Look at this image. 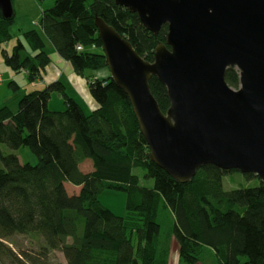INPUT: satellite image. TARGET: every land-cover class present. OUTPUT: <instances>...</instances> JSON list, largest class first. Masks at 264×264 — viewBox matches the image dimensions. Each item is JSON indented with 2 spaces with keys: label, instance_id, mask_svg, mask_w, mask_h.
I'll return each mask as SVG.
<instances>
[{
  "label": "trees",
  "instance_id": "trees-1",
  "mask_svg": "<svg viewBox=\"0 0 264 264\" xmlns=\"http://www.w3.org/2000/svg\"><path fill=\"white\" fill-rule=\"evenodd\" d=\"M96 17L149 62L166 38L167 25L154 35L114 0H53L42 11L41 32L22 31L10 51L5 43L12 38L14 16L5 19L0 11L4 64L35 81L50 63L49 43L76 74L107 68ZM225 80L237 88L238 70L228 68ZM8 85L16 108L0 105V144L12 151L28 148L36 163L0 149V264H168L173 238L177 264H197L205 247L218 264H264V184L258 177L243 174L255 176L258 185L227 191L222 178L237 170L208 164L186 183L174 180L150 160L128 97L110 77L90 80L97 108L88 113L60 81L24 94L14 80ZM149 85L165 113V86L156 77ZM53 93L62 97L64 109H49ZM83 160L91 161V171L80 169ZM137 168L153 180L152 187L140 183ZM67 184L74 190L69 192ZM105 190L125 193V215L100 203ZM161 209L172 215L166 230L159 221ZM15 235L40 240L38 249L13 250L9 244ZM54 251L62 253L64 263L54 260Z\"/></svg>",
  "mask_w": 264,
  "mask_h": 264
},
{
  "label": "water",
  "instance_id": "water-1",
  "mask_svg": "<svg viewBox=\"0 0 264 264\" xmlns=\"http://www.w3.org/2000/svg\"><path fill=\"white\" fill-rule=\"evenodd\" d=\"M164 42L146 61L113 27L94 20L110 78L128 97L150 160L180 183L204 165L264 184V0H114ZM12 19V0H0ZM238 70L239 85L225 80ZM156 77L169 107L150 90Z\"/></svg>",
  "mask_w": 264,
  "mask_h": 264
},
{
  "label": "rangeland",
  "instance_id": "rangeland-1",
  "mask_svg": "<svg viewBox=\"0 0 264 264\" xmlns=\"http://www.w3.org/2000/svg\"><path fill=\"white\" fill-rule=\"evenodd\" d=\"M51 3H53V0H38L35 6H31L29 0H12L13 9H14V15H13L14 19L10 28V33L12 35V38L7 43H5V49L7 51H10L11 47L15 44L18 35L21 34L22 31H26L29 29H36L39 32H41L40 17L42 11L44 8H47V6ZM49 45L50 44L47 43V47ZM89 49H94V47H89ZM101 51L103 53L102 47H101ZM48 57H49V50H48ZM102 69H107V68H102ZM0 77L2 80L0 82V105L4 103L9 104L11 105V108H14L13 99H12V89L9 87L8 82L10 80H14L20 86L21 91L24 92L31 90L30 85L31 82L34 81V80L29 81L26 75L21 72L14 73L9 67H7L4 64L2 54H0ZM108 77H110V73L106 78ZM86 79L89 80L90 82V80L92 79L94 80L97 78L87 77ZM21 91L20 94H22ZM54 97L55 99L53 100L52 103L55 105L56 103L55 101L58 100V103L60 101L61 105H63L62 109H64L65 106L63 99L58 96H54ZM15 108H16V102H15ZM62 109L61 108L56 109L55 111H60ZM0 149L3 150L4 152H14L20 157L21 161L24 163L29 161L31 162L30 164L36 163V157L30 152L28 148L21 147L18 150L12 151L9 150L4 144H0ZM28 157H31V159H28ZM79 167L83 172H89L92 170L91 161L83 160L79 163ZM134 173L139 176L140 183L143 186L146 187L153 186V180L145 179L144 172L142 169L137 168L134 170ZM222 183H223V188L228 191L237 188L256 186L258 185L259 180L255 176L250 179L246 178L241 172L234 171V172L226 173L222 178ZM67 189L69 190V192L74 190V188L69 184H67ZM99 201L104 207L110 209L115 214L121 216L125 215V201H126L125 193L114 190H105L99 195ZM159 221L161 223L163 230H166L170 226V223L172 221V215L167 210L161 209L159 212ZM39 241L37 239H33L32 237L15 235L14 237L11 238L10 240L11 243L9 244V246L15 251H17L18 249L35 251L38 249ZM172 246H173L172 248L173 253L170 254L169 252V256L172 255L174 259V256L176 254L178 255L177 253L178 246L174 238L170 243V249ZM177 255L176 257L178 259ZM52 257L56 261L62 263L65 262L64 257L60 251H54L52 253ZM169 263L172 264L171 257ZM197 264H218V262L214 252L210 248L205 247L200 255V259L198 260Z\"/></svg>",
  "mask_w": 264,
  "mask_h": 264
},
{
  "label": "crops",
  "instance_id": "crops-1",
  "mask_svg": "<svg viewBox=\"0 0 264 264\" xmlns=\"http://www.w3.org/2000/svg\"><path fill=\"white\" fill-rule=\"evenodd\" d=\"M38 0H29V3L31 6H35ZM14 3V1H13ZM52 4V3H51ZM49 4V5H51ZM49 5L47 7H49ZM49 50V57H50V63L42 70L40 73V77L37 78V80L31 82V90L24 91L21 93L24 94L26 92H30L35 89H43L44 87L50 85L53 82L60 81L65 86L66 93L72 97L83 109L85 113H88L94 109L97 108V104L94 101V99L91 97L89 92V80H87V77L91 78H97L99 80L105 79L109 71L107 69H101L97 71H85L82 75L76 74L73 71V68L71 67L70 63L62 59L52 48L51 45L48 46ZM21 73L25 74L27 77L26 71H21ZM0 77V82H1ZM11 81V80H10ZM33 83V84H32ZM54 96H58L62 98L60 95L53 93L51 94V97L48 102V107L51 110L56 109H62L63 105H61L60 101L58 103V100L55 101V105L52 103L55 99ZM13 99V95H12ZM13 107L12 109H15V101H13ZM18 156V155H17ZM19 160L21 161L20 157L18 156ZM28 159H31V157H28ZM22 162V161H21ZM29 163H31L29 161ZM173 246L170 249V254L173 253L172 250ZM177 255V254H176ZM174 256V259L172 255L169 256L168 264H170V257L172 264H177V257ZM178 256V255H177Z\"/></svg>",
  "mask_w": 264,
  "mask_h": 264
},
{
  "label": "built area",
  "instance_id": "built-area-1",
  "mask_svg": "<svg viewBox=\"0 0 264 264\" xmlns=\"http://www.w3.org/2000/svg\"><path fill=\"white\" fill-rule=\"evenodd\" d=\"M76 49H77V50H83V47H82L81 45H77V46H76Z\"/></svg>",
  "mask_w": 264,
  "mask_h": 264
}]
</instances>
